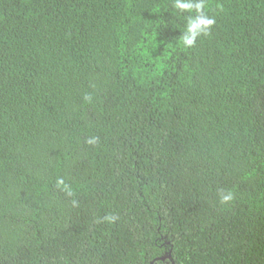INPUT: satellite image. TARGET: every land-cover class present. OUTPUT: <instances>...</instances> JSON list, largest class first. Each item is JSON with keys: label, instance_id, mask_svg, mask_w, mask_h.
Wrapping results in <instances>:
<instances>
[{"label": "trees", "instance_id": "obj_1", "mask_svg": "<svg viewBox=\"0 0 264 264\" xmlns=\"http://www.w3.org/2000/svg\"><path fill=\"white\" fill-rule=\"evenodd\" d=\"M204 2L0 0V264H264V0Z\"/></svg>", "mask_w": 264, "mask_h": 264}, {"label": "clouds", "instance_id": "obj_2", "mask_svg": "<svg viewBox=\"0 0 264 264\" xmlns=\"http://www.w3.org/2000/svg\"><path fill=\"white\" fill-rule=\"evenodd\" d=\"M205 7L204 0H174V8L181 14H188L184 31L179 37V42L185 49L194 47L197 39L201 36H207L215 24V18L205 14ZM94 142L89 141V143ZM220 195L221 202H227L233 198L230 192ZM108 219H114V217Z\"/></svg>", "mask_w": 264, "mask_h": 264}]
</instances>
